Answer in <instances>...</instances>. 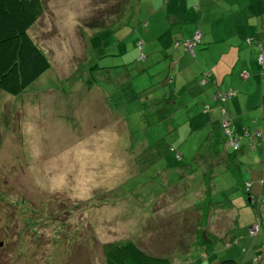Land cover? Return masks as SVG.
I'll use <instances>...</instances> for the list:
<instances>
[{"label":"rangeland","instance_id":"rangeland-1","mask_svg":"<svg viewBox=\"0 0 264 264\" xmlns=\"http://www.w3.org/2000/svg\"><path fill=\"white\" fill-rule=\"evenodd\" d=\"M151 2L41 0L29 35L50 68L18 96L0 90V264H104L101 246L119 240L172 264H212L192 242L199 219L228 238L220 201L239 208L240 243L218 240L212 260L263 264L247 244L255 209L224 164L206 163L205 127L188 121L184 95L166 97L168 19ZM240 159L244 183L264 169L262 147Z\"/></svg>","mask_w":264,"mask_h":264},{"label":"crops","instance_id":"crops-1","mask_svg":"<svg viewBox=\"0 0 264 264\" xmlns=\"http://www.w3.org/2000/svg\"><path fill=\"white\" fill-rule=\"evenodd\" d=\"M160 1L162 6L159 9L163 10L168 19V25L162 27V32L167 39V45L165 44L162 48V54L165 55L163 59L168 58L167 68L165 67L163 71H167L170 75L168 85H165L166 97L171 94L169 103L177 104L178 101L173 98V95H184L182 109L187 112V119L191 125L196 122L195 125L205 127V142L208 143L212 136L219 135L226 121L227 128L235 136L240 137V157L246 150H256L258 147L263 148L264 154V146H257L256 149L251 147V143H256L255 136L251 135L253 131L261 133L264 137V67L258 63L259 55L264 52V0ZM147 2L149 5L152 4L151 0ZM146 26L149 27V24ZM197 30L202 33L200 45L194 49L193 54H190L185 51L182 42L189 40ZM157 52L158 50L154 51V53ZM229 92L233 95L224 105L227 115L222 118L221 105L215 97L216 94ZM205 106H209L210 109L206 111ZM167 115L174 118V114ZM244 136L248 144H243ZM205 156L208 163L209 147L205 151ZM225 171H227L226 168ZM249 171L251 178L248 176L245 183L242 181L240 169L238 177L241 185L249 189L252 201L247 200L248 205L255 209V216L252 214L248 228L258 220L260 232L250 243L247 238H244V231H242L241 240L247 241L250 249L253 248L255 251L259 249L258 251L263 252L264 169H257L254 166ZM208 173L209 171H206L204 174ZM215 176L212 177L215 178ZM201 181L202 185L205 184L204 178ZM207 197L201 194L199 199L203 200ZM261 197L263 203H260ZM236 198L239 199L240 196ZM218 203H223L221 207H218L220 216L222 214L231 216L232 228L223 234L228 237L227 239L220 232L218 235L220 234L221 237L216 235L212 237L224 240L229 245L234 243L238 247L240 240L234 238L233 231L239 224V208H234V201ZM190 205H188L190 208L197 209L196 205ZM247 210L249 209H244L245 215L248 214ZM253 216L257 219L254 220ZM200 249L203 252L202 258H206L212 264H219L220 259L212 260L213 253L208 255L202 248ZM262 256L264 257V254ZM261 261L264 264V259Z\"/></svg>","mask_w":264,"mask_h":264},{"label":"trees","instance_id":"trees-1","mask_svg":"<svg viewBox=\"0 0 264 264\" xmlns=\"http://www.w3.org/2000/svg\"><path fill=\"white\" fill-rule=\"evenodd\" d=\"M40 12L41 0H0V90L6 94L12 96L20 95L50 68L48 59L29 35V30L36 23ZM198 31L199 30L195 31V33ZM195 33L189 40L182 42L187 52H189V50L186 49L185 43L191 41ZM201 37L199 42L193 47L192 53L189 52L190 54H193L194 49L200 45ZM220 94L222 96L229 94V97L225 98L224 101L217 98V94L215 97L216 101L221 105L220 114L223 110L225 115L221 116L225 118L227 113L224 105L233 93ZM209 109V106H205L206 111ZM224 123H226V126H222L221 133L217 136H212L207 143L210 151V161L224 164L226 170L232 174L235 183L240 187L239 189L244 192L247 200L250 202L252 198L249 195V189L241 185V181H239L238 177V171L242 164L239 159L241 155L239 152L240 137L235 136V134L227 128L226 121H224ZM226 131L229 135H226ZM254 134L256 143H251V147L256 149L257 146H264V137H262L261 133ZM230 138L236 142V150L228 146ZM230 148L231 150H229V152L228 149ZM171 151L175 152L176 158H180V154L177 150L171 149ZM212 178V170H210L207 175L204 174L205 193L211 192ZM247 189L248 191H246ZM215 204L221 207L223 203ZM211 205L212 202L208 201L202 211L204 214L203 217L206 218L208 216ZM198 225V232H195L197 234V240L192 242V246L202 248L208 255L212 254L216 243L220 239L212 236L210 237L207 234L205 225H203V223L201 224V219L198 220ZM101 250L104 264H172L168 258L146 252L131 240H119L105 243L101 246ZM219 264L238 263L234 259L225 258L221 260Z\"/></svg>","mask_w":264,"mask_h":264},{"label":"built area","instance_id":"built-area-1","mask_svg":"<svg viewBox=\"0 0 264 264\" xmlns=\"http://www.w3.org/2000/svg\"><path fill=\"white\" fill-rule=\"evenodd\" d=\"M200 37H201V33L198 31V32L195 33V35H194V37H193V39L191 41L185 43L186 49L189 50V52L192 53V49L199 42ZM258 63L261 66L264 67V52H262L259 55ZM244 76H245V74H244ZM227 97H229V94L226 95V96H222L221 94L217 95V98H219L221 101H224L225 98H227ZM206 109H207V107H206ZM221 115H223V116L225 115L223 110L221 111ZM225 126H226V123L223 124V127H225ZM226 135H229V133L227 131H226ZM228 146H231L234 150L237 149L236 142H234L233 139H231V138L228 141ZM246 191H248V189ZM259 230L260 229H259V224L258 223H256L255 225L251 226V228L249 229L250 236H256L258 234Z\"/></svg>","mask_w":264,"mask_h":264}]
</instances>
